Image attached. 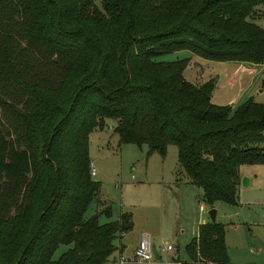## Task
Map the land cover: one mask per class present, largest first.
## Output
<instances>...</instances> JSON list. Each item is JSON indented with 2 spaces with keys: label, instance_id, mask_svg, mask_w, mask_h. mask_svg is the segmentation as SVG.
<instances>
[{
  "label": "trees",
  "instance_id": "obj_1",
  "mask_svg": "<svg viewBox=\"0 0 264 264\" xmlns=\"http://www.w3.org/2000/svg\"><path fill=\"white\" fill-rule=\"evenodd\" d=\"M264 0H0V264H108L131 228L107 207L83 218L99 183L87 134L113 120L118 143L167 145L202 201L236 203L238 168L264 162V102L209 101L187 58L264 64ZM59 245L68 248L52 259ZM182 264H232L221 224L202 223Z\"/></svg>",
  "mask_w": 264,
  "mask_h": 264
},
{
  "label": "rangeland",
  "instance_id": "obj_2",
  "mask_svg": "<svg viewBox=\"0 0 264 264\" xmlns=\"http://www.w3.org/2000/svg\"><path fill=\"white\" fill-rule=\"evenodd\" d=\"M100 2L93 0L96 7ZM263 6H256L254 13L246 17L261 28H264ZM183 58H187L190 67L196 60L203 71L207 68L205 62H210L186 50L164 53L155 60ZM114 123L104 119L101 129L93 128L87 134V156L94 170L91 179L98 181L99 190L84 210L83 218L103 207L108 208L109 215H98V223L116 220L120 213L129 214L131 228L114 238L115 250L111 253L115 257L119 250L124 259L122 264H163L170 255L186 262L184 246L193 238L200 218L206 219L209 207L202 201L199 188L190 183L178 165L173 145L166 146L162 157L156 152L147 154L144 145L118 143L112 131ZM238 171L249 176L250 182L245 186L239 182L235 204H213L214 222L222 226L230 263L264 264V162L242 164ZM140 233L148 235L157 251L165 244L171 250L159 251V260L137 261L133 249ZM67 248L57 246L52 259Z\"/></svg>",
  "mask_w": 264,
  "mask_h": 264
},
{
  "label": "crops",
  "instance_id": "obj_3",
  "mask_svg": "<svg viewBox=\"0 0 264 264\" xmlns=\"http://www.w3.org/2000/svg\"><path fill=\"white\" fill-rule=\"evenodd\" d=\"M263 7L261 10L264 11ZM259 27L261 28V26ZM262 29L264 30V28ZM188 63L189 61H187V64ZM192 64L193 67L189 65L185 66L182 71V76L186 81L194 85L201 84L207 79H213L214 86L209 97V101L212 104L234 107L246 99H250L256 103L264 102V64H247L235 61H210L208 63L205 62L207 68L204 71L196 60L192 62ZM238 175L239 179L241 176H245L247 178V183L250 182L249 176L239 171ZM237 186H239V182L236 187ZM199 207L200 210H202L201 205H199ZM207 221V217L206 219L203 217L200 218L193 237L196 236L198 225L206 223ZM117 253L115 257L112 256L113 254L111 255V261L116 259L119 255L121 256L119 250Z\"/></svg>",
  "mask_w": 264,
  "mask_h": 264
},
{
  "label": "built area",
  "instance_id": "obj_4",
  "mask_svg": "<svg viewBox=\"0 0 264 264\" xmlns=\"http://www.w3.org/2000/svg\"><path fill=\"white\" fill-rule=\"evenodd\" d=\"M88 172L90 177L94 175L92 161L90 160L88 161ZM152 249L153 246L150 242V238L148 237V235L145 233H140L136 246L133 249V256L136 258L137 261L148 262L154 259L152 255ZM170 250H171V246L169 244H165L163 245V247L159 249V251H170ZM155 251L160 259L159 251H157L156 249ZM123 262L124 259L119 255L116 259L109 262L108 264H122ZM163 264H182V262L177 257L170 256L167 259V261H164Z\"/></svg>",
  "mask_w": 264,
  "mask_h": 264
},
{
  "label": "water",
  "instance_id": "obj_5",
  "mask_svg": "<svg viewBox=\"0 0 264 264\" xmlns=\"http://www.w3.org/2000/svg\"><path fill=\"white\" fill-rule=\"evenodd\" d=\"M239 182L241 186H245L247 185V178L245 176H241ZM214 214H215V210L213 209V207L207 210V217L210 223H214ZM152 255L155 260H159V257L154 248L152 249Z\"/></svg>",
  "mask_w": 264,
  "mask_h": 264
}]
</instances>
